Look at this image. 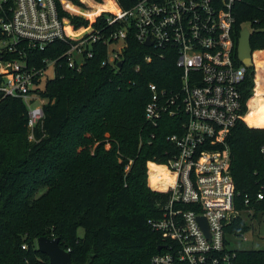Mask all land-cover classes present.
Listing matches in <instances>:
<instances>
[{
    "label": "trees",
    "instance_id": "obj_1",
    "mask_svg": "<svg viewBox=\"0 0 264 264\" xmlns=\"http://www.w3.org/2000/svg\"><path fill=\"white\" fill-rule=\"evenodd\" d=\"M56 1L60 15L78 29L89 25L87 18L110 10L113 0L105 5L90 1L95 8L88 12L64 0L78 15ZM118 1L129 5V0ZM234 17L236 61L240 63V32L249 24L255 63L242 85L246 121L239 120L226 140L236 207L264 210V200L256 199L264 192V103H255L263 92L264 0L240 1ZM66 49L65 42L57 41L38 51L37 59L58 58ZM148 53L151 61L145 60ZM106 56L101 44L80 69L69 67L65 58L57 63L55 76L39 90L48 101L33 130L25 102L0 96V264H51L38 249L41 236L59 237L74 264H154L153 256L167 249L169 240L150 220L163 216L168 194L147 187V163L161 165L151 164V174L160 188H167L172 174L166 164L178 153L168 138L182 132L186 116L164 114L155 125L147 120L145 108L152 98L150 83L171 87L179 81L180 70L173 56L153 54L133 38L120 67L103 64ZM256 75L257 93L250 100ZM106 142L111 149L105 148ZM249 229L242 217L228 226L237 233ZM233 264H264V249L236 250Z\"/></svg>",
    "mask_w": 264,
    "mask_h": 264
},
{
    "label": "built area",
    "instance_id": "obj_2",
    "mask_svg": "<svg viewBox=\"0 0 264 264\" xmlns=\"http://www.w3.org/2000/svg\"><path fill=\"white\" fill-rule=\"evenodd\" d=\"M240 1L129 0L124 7L113 0L116 10L97 13L87 18V27L76 29L68 16L60 15L56 0H0V96L25 102L31 130L43 119L47 103L39 90L50 79L45 81L49 68L53 66L56 73L61 59L80 69L103 44L107 48L103 64L120 67L130 38L153 54L175 58L179 81L168 88L150 83L152 98L145 108L147 120L155 125L164 114L186 116L182 132L168 138L178 153L166 164L172 182L158 190L168 194L163 216L150 220L170 242L153 256L154 264H233V238L247 242L249 231L261 237L264 210L236 207L226 141L231 129L247 116L242 85L248 68L236 61L233 37L234 9ZM59 3L71 14L64 0ZM82 28L89 30L76 36L70 33ZM57 41L65 42L67 49L58 58L40 62L36 53ZM145 60L151 61L152 53ZM256 199L264 200V192L259 191ZM250 203L246 197L245 205ZM244 210L253 220L256 215L261 219L250 223L248 231H229ZM199 217L206 219L210 237Z\"/></svg>",
    "mask_w": 264,
    "mask_h": 264
},
{
    "label": "rangeland",
    "instance_id": "obj_3",
    "mask_svg": "<svg viewBox=\"0 0 264 264\" xmlns=\"http://www.w3.org/2000/svg\"><path fill=\"white\" fill-rule=\"evenodd\" d=\"M68 2H70V4L78 9H81L83 11H92L95 7L91 4L90 1H92L93 3L97 4V5H105L106 1L105 0H67ZM73 15H75V13H71ZM80 16V15H79ZM83 17V16H82ZM87 18V17H84ZM247 27L252 31L251 27L249 26V24H247ZM54 68L53 66H51L45 76V81L47 78H51L54 76ZM258 75H256L255 79H254V83L255 85L253 86V95L250 98V100L256 95L257 93V86H258ZM261 89L263 92H261L262 94L260 95V97L258 98L259 101H256L255 103L258 105H263L264 103V79L263 77H261ZM46 101H48L46 99ZM248 109L250 111V106L248 103ZM256 111H259V109H256ZM260 113V112H259ZM144 140H142L143 142ZM105 148L106 149H111L112 148V144L109 142H106L105 144ZM151 164H155L158 166H161L160 164H157L154 161H148L147 163V173H146V185L149 189H151L152 191H158L160 189V182L157 181L156 177L154 175L151 174ZM241 216L243 217V219L248 223L249 227H250V223L255 222V221H259L261 219V217L259 215H256V219L253 220L251 218V215L249 213V211L244 210L241 212ZM256 224V222H255ZM80 234L84 233V229L80 228L79 230ZM259 234L261 235V237L256 236L254 233L252 232H248L247 235L250 237V239L246 242L243 241L241 238L239 237H235L233 238L230 247L232 249L235 250H249V249H264V223H261L260 227H259Z\"/></svg>",
    "mask_w": 264,
    "mask_h": 264
},
{
    "label": "water",
    "instance_id": "obj_4",
    "mask_svg": "<svg viewBox=\"0 0 264 264\" xmlns=\"http://www.w3.org/2000/svg\"><path fill=\"white\" fill-rule=\"evenodd\" d=\"M251 36L252 31L247 26L243 27L237 44L238 59L247 68H251L255 64L253 58L254 50L251 45ZM146 44L151 45L152 43L147 41ZM121 65L122 62L119 63V66ZM198 221L207 236L210 237L206 219L199 217ZM37 243L38 249L42 253L48 255L51 264H74L70 252L61 246L59 237L41 236L38 238ZM158 249L161 250L162 246Z\"/></svg>",
    "mask_w": 264,
    "mask_h": 264
},
{
    "label": "bare ground",
    "instance_id": "obj_5",
    "mask_svg": "<svg viewBox=\"0 0 264 264\" xmlns=\"http://www.w3.org/2000/svg\"><path fill=\"white\" fill-rule=\"evenodd\" d=\"M116 8L117 7L115 6L114 2L112 1L110 10L113 11V10H116Z\"/></svg>",
    "mask_w": 264,
    "mask_h": 264
}]
</instances>
